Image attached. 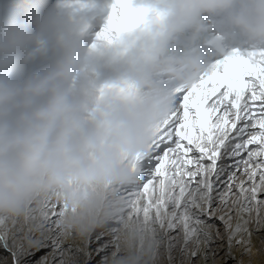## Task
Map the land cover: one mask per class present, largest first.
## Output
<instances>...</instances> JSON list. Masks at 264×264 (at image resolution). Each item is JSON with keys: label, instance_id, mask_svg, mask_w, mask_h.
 Returning a JSON list of instances; mask_svg holds the SVG:
<instances>
[{"label": "clouds", "instance_id": "1", "mask_svg": "<svg viewBox=\"0 0 264 264\" xmlns=\"http://www.w3.org/2000/svg\"><path fill=\"white\" fill-rule=\"evenodd\" d=\"M151 6L158 14L151 33L125 54L103 55L82 43L73 18L0 10V221L56 202L66 229L86 231L135 182L134 164L169 112L174 89L160 74L189 85L216 51L264 48V0ZM183 37L191 43L176 50Z\"/></svg>", "mask_w": 264, "mask_h": 264}, {"label": "snow or ice", "instance_id": "2", "mask_svg": "<svg viewBox=\"0 0 264 264\" xmlns=\"http://www.w3.org/2000/svg\"><path fill=\"white\" fill-rule=\"evenodd\" d=\"M143 11L114 0L109 25L119 16L132 27ZM138 166L146 181L128 196L145 220L186 240L214 225L230 244L246 245L253 218L264 225V48L234 49L178 88ZM58 210L50 206L52 223Z\"/></svg>", "mask_w": 264, "mask_h": 264}, {"label": "rangeland", "instance_id": "3", "mask_svg": "<svg viewBox=\"0 0 264 264\" xmlns=\"http://www.w3.org/2000/svg\"><path fill=\"white\" fill-rule=\"evenodd\" d=\"M145 181L146 179H144V183ZM259 198L264 199V196H261L260 194ZM52 205L58 204L56 202L48 203L43 208L35 209L27 219L21 220L19 225L21 231L26 234V232L29 230V227H36L40 221L48 217L50 206ZM122 205L123 202L119 200L117 206L119 207ZM62 215L63 209L59 205L56 219L54 223L51 222V225H54L52 230H54L55 227H60L59 233L63 246L59 251L55 253H48V251L35 259H33V257L26 259L25 262L24 259L26 257L29 258L31 255L23 257L21 254V256L15 258L13 256V252L7 250L3 244V240L0 239V263L83 264L87 258H90V254L95 253L96 249H94V246L101 247L99 245H102L103 249H105L103 253H101V251L99 256H93L94 259H99L98 264H106L110 259L115 260V262L118 264H137L141 261V263L146 264L147 260L152 259H155L157 264H185L184 260L193 254L192 252L194 249L204 244V236L212 237V239L216 240L217 243H222V239L225 237L218 234L214 225H209L207 229L203 230L202 235L198 239L186 240L183 233H181L179 230L169 231L165 227H158L151 221L145 220L143 214L134 210L132 213V219L129 223L131 232L127 231L126 228L125 230L120 231L118 235L115 233L110 235V237L104 236L105 234H111L112 229L103 228L101 224L96 223L93 225L94 227L92 226L87 229V232L84 231L82 233H78L76 230L66 229L62 225ZM217 225H219L218 221ZM257 227H259V231L261 228H263L262 225L258 224ZM86 233H90L92 237H97L99 241L103 240L104 243L94 242L93 246H90V248L87 247ZM228 249L229 247L224 245L223 251H227ZM4 254L6 256H4ZM8 254H11V256L8 257ZM48 255H50V258H48ZM227 256H229V253H227ZM84 264L89 263L85 261ZM91 264L94 263L92 262Z\"/></svg>", "mask_w": 264, "mask_h": 264}, {"label": "bare ground", "instance_id": "4", "mask_svg": "<svg viewBox=\"0 0 264 264\" xmlns=\"http://www.w3.org/2000/svg\"><path fill=\"white\" fill-rule=\"evenodd\" d=\"M37 51L35 53H37ZM253 107L258 108L259 105H254ZM253 115H257V113L253 112ZM138 169L139 170L136 173L135 182L122 186L118 190L119 192L117 193V195L119 200L123 202V205L119 207L116 205L113 209L107 212V214H105L104 212L98 214L96 223L101 224L103 228L112 229H110L111 234H105L104 236L110 237V235H113L115 233L116 235H118L120 231H123L126 228L127 231L131 232L129 223L133 216V208L131 207L128 195L139 191L143 187L144 179H146L143 168L141 166H138ZM261 196H264V194H261ZM20 222L21 220L0 221V239L3 240V244L7 248V250L13 252V256L15 258L21 256V254L23 255V257L31 255L29 258L26 257L24 259L26 262V259H30L32 257L33 259H35L48 251V253H55L59 251L63 246L59 233L60 227H55V229L52 230L54 225H51V221L48 217L40 221L36 227H29V230L26 232V234H24L19 228ZM248 227L250 234L245 238L248 241L246 245H240L235 242L230 244L226 235L224 239H222V243H217V241L213 240L212 237L204 236V244L194 249V251L192 252L193 254L188 256L184 260V263L264 264V226L262 225L263 228H261V230L259 231V227H257L255 219L253 218V221L249 224ZM100 241L97 237H92L90 233H86L87 247L90 248V246L94 245V242L100 243ZM224 245L229 247L227 251H223ZM99 246L101 247L94 246V249H96V251L95 253L90 254V258H87V260H85L86 262H88L89 264H91L92 262L94 264L99 263V259H94L93 257L99 256V253L101 251V253H103V251L105 250L103 249L102 245ZM227 253H229V256H227ZM5 254L4 256H6ZM8 255V257L11 256V254ZM49 256L50 255H48V258H50ZM85 261L83 262V264L85 263ZM141 262H138L137 264H143ZM0 264H2V262ZM106 264L118 263H116L115 260L110 259ZM146 264H157V261L155 259L147 260Z\"/></svg>", "mask_w": 264, "mask_h": 264}]
</instances>
